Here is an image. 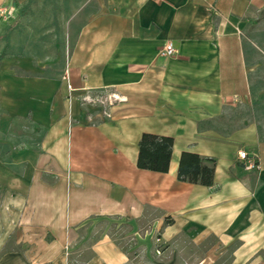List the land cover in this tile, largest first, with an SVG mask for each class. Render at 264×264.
<instances>
[{"label":"crops","instance_id":"1","mask_svg":"<svg viewBox=\"0 0 264 264\" xmlns=\"http://www.w3.org/2000/svg\"><path fill=\"white\" fill-rule=\"evenodd\" d=\"M261 46L264 0H0V264H132L155 239L264 264ZM145 133L174 139L168 173L138 167ZM183 152L213 186L178 180Z\"/></svg>","mask_w":264,"mask_h":264},{"label":"rangeland","instance_id":"2","mask_svg":"<svg viewBox=\"0 0 264 264\" xmlns=\"http://www.w3.org/2000/svg\"><path fill=\"white\" fill-rule=\"evenodd\" d=\"M259 54H260L258 57L259 62L256 64L258 68V74L256 75V77H254L252 81H253V86L258 89V93H259V96L257 97V103H259V107L258 109L256 108L258 110L256 114L259 116L260 124L264 127V47L263 46H261V49L259 50ZM111 233H113L112 235H114L117 238L118 243L123 248L132 247V249H134V247L137 246L138 244L136 239L134 238L132 239L127 236V231L125 233L124 231H120V230L119 232L118 231L114 232L113 230H111ZM151 241H152V245L151 244L148 245V248L151 247V250L149 251L150 253L149 254L147 253V255L142 254V256L140 257L139 256L140 254L137 252L138 250L135 251L136 254H134L133 252V255L131 256L133 261L132 264H172L174 258L176 261H178V264H203V262H199V260L202 259V257L205 255V252L207 251L206 247L205 248L191 247L185 240H183L179 242L178 253L175 255L173 254V249L170 242L167 243L157 239ZM48 242H50V240H48ZM26 249L27 247L17 246L13 240L9 239L2 248V251L4 253L10 251H26ZM158 251L160 253H158ZM175 251L177 252V250ZM51 256H53L51 252H47V254L44 255H25V254L23 255L25 260L29 262H35L33 260L50 258ZM4 258H11V256L0 254V262ZM230 260H231V255H226L224 257V262L226 264H230ZM140 261H142V263ZM8 263H10V261H8ZM38 264H48V263H38Z\"/></svg>","mask_w":264,"mask_h":264},{"label":"trees","instance_id":"3","mask_svg":"<svg viewBox=\"0 0 264 264\" xmlns=\"http://www.w3.org/2000/svg\"><path fill=\"white\" fill-rule=\"evenodd\" d=\"M174 139L150 133L142 135L139 143L138 167L157 173H168L173 154ZM216 160L183 152L179 160L178 180L185 183L213 186ZM167 224L171 221L167 220Z\"/></svg>","mask_w":264,"mask_h":264},{"label":"built area","instance_id":"4","mask_svg":"<svg viewBox=\"0 0 264 264\" xmlns=\"http://www.w3.org/2000/svg\"><path fill=\"white\" fill-rule=\"evenodd\" d=\"M162 55L166 58L175 57L177 55V51L172 44H169L164 48ZM238 157L239 161L244 164V168L247 171H253L259 168L257 159L253 156H250L246 151H240ZM158 253L160 252L158 251Z\"/></svg>","mask_w":264,"mask_h":264}]
</instances>
